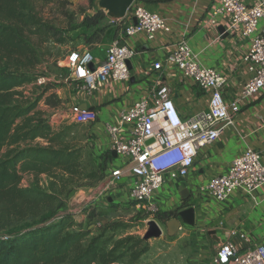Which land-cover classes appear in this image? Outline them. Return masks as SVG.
<instances>
[{"label":"crops","instance_id":"obj_1","mask_svg":"<svg viewBox=\"0 0 264 264\" xmlns=\"http://www.w3.org/2000/svg\"><path fill=\"white\" fill-rule=\"evenodd\" d=\"M241 1L247 5L264 4V0ZM138 3L163 17L170 30L158 32L151 41L143 35L126 39L137 52L129 62L130 79L124 82L101 80L91 94L76 81L56 88V94L66 101L69 109L74 104H86L90 111L97 114L94 121L86 123L88 140L92 147L99 146V154L110 151L112 159L106 161L109 167L107 176L112 170L125 166L126 159L113 156L108 135L104 139H94L96 136L92 126L96 122L103 126L117 123L122 109L150 97L157 80L170 88L182 116L208 107L210 93L185 78L175 65L163 63L161 71L153 67L155 62H165L179 40H187L201 65L215 68L226 77L224 96L227 101H233L241 94L251 76L243 57L251 46L253 35L243 37L242 26L236 31L231 29V21L227 16H219L213 23L212 11L219 5L218 0H138ZM94 11L92 8L89 15ZM107 21L104 23L107 24ZM259 31L264 32V19L260 22ZM108 44H93L89 49L97 63L105 59ZM263 120L264 93L242 100L239 113L224 127L219 138L198 151L189 175L180 180L167 179L154 192L152 202L162 212H178L190 206L195 210L194 225L182 223L173 242L189 248L188 254L179 255V260L184 258L181 264H212L217 248L226 241H232L240 251L264 245V186L252 195L238 189L223 202L214 199L204 189L213 176L226 173L232 161L247 148L258 151L264 164ZM123 135L126 136L125 130ZM129 187L130 178L123 176L107 194V198H112L110 204L130 201Z\"/></svg>","mask_w":264,"mask_h":264},{"label":"trees","instance_id":"obj_2","mask_svg":"<svg viewBox=\"0 0 264 264\" xmlns=\"http://www.w3.org/2000/svg\"><path fill=\"white\" fill-rule=\"evenodd\" d=\"M36 1L0 0V264H140L149 251L148 240L135 235L115 239L126 224L106 223L90 237L94 220L103 214L96 207L85 210L87 227L74 216L61 214L74 192L109 174L106 161L112 155L109 150L94 153L86 162L83 148L65 144L68 131H55L43 117L41 102L51 108L65 102L56 92L48 94L55 84L38 86L37 94L21 89L46 76L38 73L42 61L31 38H53L62 44L76 29L63 31L44 22ZM90 3L95 11L82 24L86 45L105 43L102 36L117 39L120 24L107 21L95 0ZM26 175L33 176L28 185L23 184ZM176 213L158 210L153 217L165 222ZM74 226L78 228L71 230ZM108 232L112 234L107 236Z\"/></svg>","mask_w":264,"mask_h":264},{"label":"built area","instance_id":"obj_3","mask_svg":"<svg viewBox=\"0 0 264 264\" xmlns=\"http://www.w3.org/2000/svg\"><path fill=\"white\" fill-rule=\"evenodd\" d=\"M218 1L219 5L212 11L213 23L217 17L227 16L231 21V29L236 31L242 26L243 37L253 35L251 46L243 57L251 76L241 94L233 101H227L224 96L226 77L215 68L201 65L187 40H179L165 62H155L153 67L161 71L163 63L175 65L185 78L210 93L209 105L182 116L170 88L157 80L149 98L122 109L119 121L107 123L105 130L110 138V150L125 158L126 163L107 176L102 190L105 198L122 177L127 176L130 178L128 198L136 201L138 207L143 205L152 217L159 210L152 202L154 192L167 179H185L198 151L219 138L224 127L239 113L240 102L264 93V32L259 31L260 22L264 19V4L247 5L241 0ZM116 23L120 24V37L108 44L103 61L97 63L89 49L73 50L67 57L66 65L72 71V78L81 81L83 89L89 94L98 88L101 80L124 82L130 79L129 62L137 52L126 42L127 38L143 35L151 41L158 32L170 30L163 17L137 0L126 18ZM90 64L95 65V70L90 69ZM38 82L45 83L46 79L40 78ZM69 117L77 124H85L94 121L97 114L74 104L69 110ZM124 130L126 136L123 135ZM150 140L153 141L149 143ZM263 186L264 164L261 154L247 148L232 161L226 173L213 176L204 189L214 199L223 202L238 189L252 195ZM212 264H264V245L240 251L232 241H226L217 248Z\"/></svg>","mask_w":264,"mask_h":264},{"label":"rangeland","instance_id":"obj_4","mask_svg":"<svg viewBox=\"0 0 264 264\" xmlns=\"http://www.w3.org/2000/svg\"><path fill=\"white\" fill-rule=\"evenodd\" d=\"M90 4V0H56L50 3H43L38 0L35 2L36 11L44 22L63 31L75 27L76 29L69 32V36L72 39H68L62 44L56 42L53 38L48 39L37 36L31 38L41 56L42 63L38 73L46 74L45 77H41L45 78L46 82L42 84L37 82V85L28 84L21 88L24 92L27 94H37L40 91L38 86H43L48 83L55 84L57 88L71 81H76L81 84V81L72 78V71L67 67L66 60L69 53L73 50L83 51L93 47L92 45H86L85 32L87 31L86 28L82 26L86 16L90 14L89 12L92 9ZM118 28H120L119 25ZM102 38L106 40V43L112 41L105 36H102ZM99 43L103 42H97L95 45ZM52 92H56V88L51 89L48 94ZM39 110L42 112L43 117L51 122L55 131H68L69 134L64 139L65 144L83 148V155L86 162L90 160L94 151L96 154L101 152L98 145L95 147L91 146L88 140L86 123L77 124L69 117L70 109L69 106H66V101L58 108L48 107L41 102ZM106 124L103 126L102 123L96 122L94 126H92V132H94L96 136L94 139H104V137L107 136L105 130ZM94 139L91 137V140ZM91 147L94 151L91 150ZM43 178H45V176H43ZM31 179H33V176L26 175L23 184L28 185ZM104 179L105 178L97 184L74 192L65 200L63 213L61 214L72 215L75 217L74 219L77 220L76 222L84 223V227H87L88 219L85 210L96 207L95 210L103 214L99 215L100 217L94 220L96 227L90 237L93 236V234L96 235L99 233L100 229H98V227L109 222H122L127 225L124 229L120 228L116 231L115 239L126 235L144 236L148 229V222L156 219L153 216L148 217L149 213L143 205L142 207H138L137 205L128 204L127 202L111 205L109 198L103 200L105 194L102 193V190L106 183ZM115 201H117V199H115ZM156 221L161 225L164 233L160 238L148 240L149 251L141 258L140 264H181L184 258L179 260V255L182 253L188 254V246H181L179 242L173 243L177 235L171 237L168 234L164 222L159 220ZM24 223H29V221H25ZM77 228L78 226H74L71 230H76ZM0 234H2V231H0ZM111 234V232H108L107 236ZM110 245L111 243H109V246Z\"/></svg>","mask_w":264,"mask_h":264},{"label":"water","instance_id":"obj_5","mask_svg":"<svg viewBox=\"0 0 264 264\" xmlns=\"http://www.w3.org/2000/svg\"><path fill=\"white\" fill-rule=\"evenodd\" d=\"M136 0H95V7L102 11L106 18L113 22H121L123 21L128 12L130 11L132 5ZM91 70H95V65H89ZM82 109L90 110L86 104L81 105ZM94 109V108H92ZM153 140H150L152 142ZM113 156H117L116 152L112 151ZM112 201V198L109 199ZM195 219V210L192 206L187 207L181 211L176 213V218H173L167 222H164L168 234L173 237L177 234L179 229L182 226V223L186 225H194ZM164 233L163 228L156 220H150L148 222V229L143 236L145 240H149L152 238H160Z\"/></svg>","mask_w":264,"mask_h":264}]
</instances>
